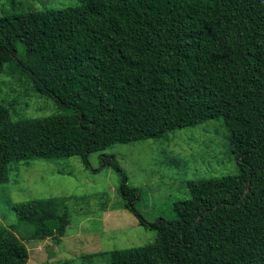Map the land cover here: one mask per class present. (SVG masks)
Here are the masks:
<instances>
[{
	"label": "trees",
	"instance_id": "obj_1",
	"mask_svg": "<svg viewBox=\"0 0 264 264\" xmlns=\"http://www.w3.org/2000/svg\"><path fill=\"white\" fill-rule=\"evenodd\" d=\"M77 2L0 17V73L13 97L0 104V185L10 165L78 156L87 169L90 154L222 120L238 175L188 182L189 199L172 207L171 220L146 223L139 190L113 155L100 156V168L121 176L122 208L155 238L89 259L264 264V0ZM31 94L52 100L57 114L16 112ZM69 200L15 205L30 230L20 238L0 225V264H28L24 241L59 244Z\"/></svg>",
	"mask_w": 264,
	"mask_h": 264
},
{
	"label": "rangeland",
	"instance_id": "obj_2",
	"mask_svg": "<svg viewBox=\"0 0 264 264\" xmlns=\"http://www.w3.org/2000/svg\"><path fill=\"white\" fill-rule=\"evenodd\" d=\"M76 5L77 0H0V17ZM8 85L9 78L0 73V104L12 101ZM18 91L23 87L19 86ZM23 97L19 102L25 110L20 106L15 111L25 117L57 114L52 100L34 94ZM101 155H113L127 186L139 190L135 208L149 224L173 219L172 207L189 199L188 182L239 173L222 120L175 130L160 140L115 145L90 154L87 169L78 156L10 165L8 182L0 185V225L13 228L20 238L30 228L18 222L15 205L36 199L70 198V223L65 236L57 245L50 239L24 241L28 264H105L100 258L90 260V255L143 247L154 241L155 231L140 226L122 208L121 176L111 167L100 168Z\"/></svg>",
	"mask_w": 264,
	"mask_h": 264
}]
</instances>
